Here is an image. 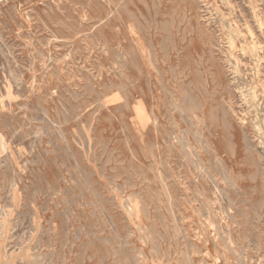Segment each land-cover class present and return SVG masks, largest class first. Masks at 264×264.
<instances>
[{"label": "rangeland", "instance_id": "rangeland-1", "mask_svg": "<svg viewBox=\"0 0 264 264\" xmlns=\"http://www.w3.org/2000/svg\"><path fill=\"white\" fill-rule=\"evenodd\" d=\"M0 264H264V0H0Z\"/></svg>", "mask_w": 264, "mask_h": 264}, {"label": "bare ground", "instance_id": "bare-ground-1", "mask_svg": "<svg viewBox=\"0 0 264 264\" xmlns=\"http://www.w3.org/2000/svg\"><path fill=\"white\" fill-rule=\"evenodd\" d=\"M249 40V39H248Z\"/></svg>", "mask_w": 264, "mask_h": 264}]
</instances>
